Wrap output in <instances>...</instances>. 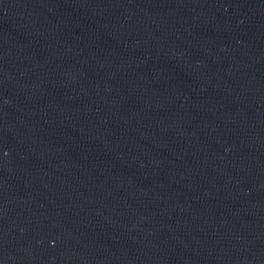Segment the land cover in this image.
Wrapping results in <instances>:
<instances>
[{"label":"water","instance_id":"95a60500","mask_svg":"<svg viewBox=\"0 0 264 264\" xmlns=\"http://www.w3.org/2000/svg\"><path fill=\"white\" fill-rule=\"evenodd\" d=\"M0 264H264V0H0Z\"/></svg>","mask_w":264,"mask_h":264}]
</instances>
